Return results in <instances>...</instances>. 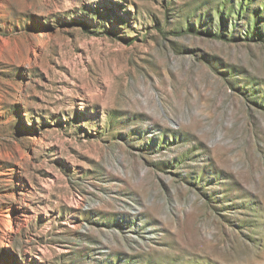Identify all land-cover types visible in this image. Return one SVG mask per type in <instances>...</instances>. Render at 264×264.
<instances>
[{
    "label": "rangeland",
    "instance_id": "374dc122",
    "mask_svg": "<svg viewBox=\"0 0 264 264\" xmlns=\"http://www.w3.org/2000/svg\"><path fill=\"white\" fill-rule=\"evenodd\" d=\"M0 218V264H264V0H0Z\"/></svg>",
    "mask_w": 264,
    "mask_h": 264
},
{
    "label": "bare ground",
    "instance_id": "6f19581e",
    "mask_svg": "<svg viewBox=\"0 0 264 264\" xmlns=\"http://www.w3.org/2000/svg\"><path fill=\"white\" fill-rule=\"evenodd\" d=\"M12 210V209H11ZM14 212L13 211H10L9 213H8V215L6 216L7 217V221H6V227H7V229H8V231H10L11 230V228H12V225H13V218H14V214H13ZM22 216V215H21ZM22 219V218H21ZM2 220H1V218H0V222H1Z\"/></svg>",
    "mask_w": 264,
    "mask_h": 264
}]
</instances>
